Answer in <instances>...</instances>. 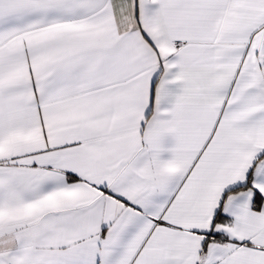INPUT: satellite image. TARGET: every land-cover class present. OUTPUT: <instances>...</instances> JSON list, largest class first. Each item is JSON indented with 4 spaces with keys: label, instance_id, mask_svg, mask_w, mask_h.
<instances>
[{
    "label": "snow or ice",
    "instance_id": "6c2138e0",
    "mask_svg": "<svg viewBox=\"0 0 264 264\" xmlns=\"http://www.w3.org/2000/svg\"><path fill=\"white\" fill-rule=\"evenodd\" d=\"M0 264H264V0H0Z\"/></svg>",
    "mask_w": 264,
    "mask_h": 264
}]
</instances>
